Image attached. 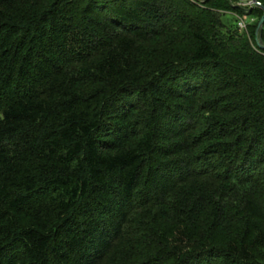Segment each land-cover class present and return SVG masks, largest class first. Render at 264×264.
I'll list each match as a JSON object with an SVG mask.
<instances>
[{"label": "trees", "instance_id": "trees-1", "mask_svg": "<svg viewBox=\"0 0 264 264\" xmlns=\"http://www.w3.org/2000/svg\"><path fill=\"white\" fill-rule=\"evenodd\" d=\"M261 6L0 0V264H264Z\"/></svg>", "mask_w": 264, "mask_h": 264}, {"label": "rangeland", "instance_id": "rangeland-1", "mask_svg": "<svg viewBox=\"0 0 264 264\" xmlns=\"http://www.w3.org/2000/svg\"><path fill=\"white\" fill-rule=\"evenodd\" d=\"M231 3L235 4V6L237 5V6H244V7L245 6L254 7V5H252L253 3L251 2V0H231ZM223 14L224 15L222 18L226 23H228L229 25L239 26L240 27L239 30L242 32L248 31V28H249L248 25L253 24L256 21H258L257 16H252V15H243L242 16V15H238V14L234 13L233 11H229V10H224ZM261 27L264 28V22H263Z\"/></svg>", "mask_w": 264, "mask_h": 264}, {"label": "water", "instance_id": "water-1", "mask_svg": "<svg viewBox=\"0 0 264 264\" xmlns=\"http://www.w3.org/2000/svg\"><path fill=\"white\" fill-rule=\"evenodd\" d=\"M261 8L263 9V14L261 15V17L259 18L258 24H257V31L261 28L263 22H264V7L261 6ZM256 42L257 45L261 48L264 49V43L261 41V39L257 36L256 37Z\"/></svg>", "mask_w": 264, "mask_h": 264}, {"label": "built area", "instance_id": "built-area-1", "mask_svg": "<svg viewBox=\"0 0 264 264\" xmlns=\"http://www.w3.org/2000/svg\"><path fill=\"white\" fill-rule=\"evenodd\" d=\"M251 2L253 3L252 5H254V6H259L260 7V5H261V3L259 1H257V0H251Z\"/></svg>", "mask_w": 264, "mask_h": 264}]
</instances>
